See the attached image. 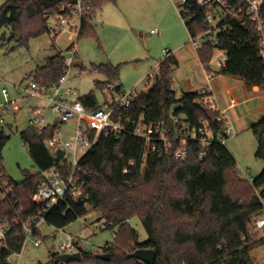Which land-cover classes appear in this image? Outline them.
<instances>
[{
    "label": "trees",
    "instance_id": "obj_1",
    "mask_svg": "<svg viewBox=\"0 0 264 264\" xmlns=\"http://www.w3.org/2000/svg\"><path fill=\"white\" fill-rule=\"evenodd\" d=\"M79 0H9L0 8V27L11 32L10 41L18 47L31 39L50 34L49 18L68 14ZM117 0H84L89 9L82 15L78 41L94 36V20L108 3ZM205 9L195 7V21L183 22L189 35H200L209 29ZM219 44L205 43L198 50L199 59L207 71L215 49L228 51L227 69L220 74L242 79L248 88L264 90V64L259 57V41L255 25L248 20L233 18L221 24ZM66 57L58 53L47 59L28 78L51 90L59 84L66 69ZM179 62L172 55L159 63L153 84L139 95L126 111V117L144 118L145 123H161L168 131L170 150L159 145L153 151L146 143L128 132L115 136L104 131L97 143L81 159L74 174L83 191L76 200L68 194L46 216V223L65 229L91 212L101 214L107 228H117L115 239L99 252L79 249L82 259L70 264H145L130 258L138 249L155 251L154 264H255L252 253L264 247V238H257L254 223L264 217V170L252 186L238 173L237 162L227 145L214 141L204 147L189 141L184 161L174 159L179 149L177 139L183 136V123L192 128H208L215 138L226 136L228 119L206 103L207 95L198 92L178 94L172 76ZM106 82H96L95 88L105 98L123 93L119 70L111 64L93 65ZM88 110L99 107L95 92L79 98ZM177 106V107H176ZM176 107V108H175ZM178 120V122H176ZM0 123V181L13 187L14 198L0 202V229H9L6 241L0 245V264L23 251V223L36 217L41 208L33 202L38 185L52 170L67 179L71 169L67 162H56L47 142L63 124L55 121L42 130L29 127L20 138L38 169L24 172V181L11 179L3 166V151L10 136ZM257 141L256 158L264 160V117L251 127ZM95 129L89 137L93 139ZM205 151L206 156L201 157ZM127 171V173H124ZM91 207V210L88 207ZM139 218L148 234V241L139 242L137 231L130 225ZM36 238L41 241L40 233ZM77 247V245H75ZM109 255L104 261L100 255ZM59 255H52L57 264Z\"/></svg>",
    "mask_w": 264,
    "mask_h": 264
},
{
    "label": "rangeland",
    "instance_id": "obj_2",
    "mask_svg": "<svg viewBox=\"0 0 264 264\" xmlns=\"http://www.w3.org/2000/svg\"><path fill=\"white\" fill-rule=\"evenodd\" d=\"M7 1L9 0H0V8ZM166 2L172 12L165 4L162 5L155 0H117L116 3H108L94 20L95 37L86 36L79 41L73 30L60 33L55 40L47 34L31 39L28 47H18L15 41H10V30L0 27V107L1 111L5 109L8 111L6 116L0 113V117H4L5 130L10 136L3 151V166L11 179L22 182L25 178L24 172H39L20 138V132L30 127L29 117L32 110L35 108L44 110L46 125H52L57 121V116L51 110H46L48 96L34 98L28 97L24 92L31 80L28 77L38 67L44 65L47 59L58 53H63L67 59H73V52L69 47L75 42L77 65L72 70L73 78L68 87L74 90L77 98L95 92L99 105L106 101L104 92L97 91L95 83L106 82L107 79L93 70V65L111 64L118 67L123 92H130L136 87L138 91L145 90L148 85L153 84V80L147 78L143 84L140 83L143 77L146 78L152 72L154 62L163 58L165 50L160 44L161 38L150 35L152 29L150 25L153 21L162 19L166 26V39L173 40L179 32V23L172 16L174 14L181 22L188 45L190 42V35L179 13L170 0ZM51 23L53 24V21ZM72 24L75 27L79 26L80 18L75 17ZM80 70L81 75H75ZM155 71L153 70V74ZM255 88L256 91L259 90ZM252 94L256 96V100L242 107V110H247L245 120L249 125L259 122L264 115L259 109L264 105V90ZM226 102L227 100L223 98L224 106L228 104ZM251 119L253 120L250 121ZM71 126L73 128L75 124L69 123L61 128L67 138L69 135L65 131H69ZM234 128L236 134L227 140L226 145L236 159L238 173L244 180L246 175L256 179L264 170V160L256 158L257 141L248 123L240 122L237 126L234 125ZM88 209L91 210V207ZM130 225L137 231L140 243L148 241V234L139 218H133ZM116 232L117 228H107L106 221L96 212H91L86 218L79 219L61 230L44 224L41 226L40 246L34 247L28 243L21 255L11 258V264H51L52 255L62 254L61 246L72 243L77 245L75 250L64 253H76L79 249L99 252L114 241ZM257 234V238H261V234ZM252 256L256 264H264V247L254 251Z\"/></svg>",
    "mask_w": 264,
    "mask_h": 264
},
{
    "label": "built area",
    "instance_id": "obj_3",
    "mask_svg": "<svg viewBox=\"0 0 264 264\" xmlns=\"http://www.w3.org/2000/svg\"><path fill=\"white\" fill-rule=\"evenodd\" d=\"M83 1L79 0L75 8L69 7L70 12L68 14L60 13L55 17L49 18V35L52 36L53 40L62 32L74 30L78 41L81 22L79 26L75 27L72 21L77 16L81 20L82 15L89 9L88 6H84ZM170 2L176 8L184 23L196 20L197 15L193 14L195 7L201 10L205 9L204 19L209 24V29L200 35H190L189 45L196 51L200 50L205 43H209L211 46H217L219 44L217 37L221 32V24L224 21L231 18L240 22L242 20H248L255 25L259 41V57L264 64V0H170ZM52 21L53 24L51 23ZM157 31L155 29L152 33H157ZM69 50L73 52L74 57L73 59L66 58L67 67L64 76L60 79L56 87L47 90L31 79L29 80L27 88L24 90L28 97L43 98L48 96L46 110H51L57 116V121L61 124L74 123L75 127L69 135V138L59 128L53 138L47 142V146L54 154V157L58 150L65 152L61 161L67 162V165L71 169V174L67 179H64L59 176V172L52 170L50 176L38 185L37 191L33 196V202L41 208V211L36 217L29 218L23 223L25 234L23 249L28 243H31L34 247L40 246L41 241L36 238V234H41V226L47 224V214L68 194L76 200L83 197V191L80 188L79 181L75 180L74 174L81 159L97 143L101 133L108 131L118 137L128 132L132 126L133 135L142 139L148 149L155 151L157 146L160 145L166 153L170 150L168 131L161 123L147 124L144 118L134 120L126 117L127 109L140 95L136 91L115 94L114 97H108L104 104L99 105L97 109L88 110L79 101V98L76 97L74 90L68 87L73 78L72 70L77 65V48L75 42L71 44ZM163 53L164 58L171 56V52L168 49L164 50ZM215 53H217V57H215ZM215 53L210 61V66L213 65L211 67L215 72L222 73L227 69L228 51L215 49ZM81 73L82 71L80 70L75 75H81ZM212 75V71L208 73L209 78ZM148 78L153 80L154 75L150 74ZM200 92L207 95L206 103L209 107L217 109L210 90L205 88L200 90ZM0 113L2 116H6L8 111L6 109L1 111L0 107ZM4 122V117H0V123ZM45 122L44 110L41 108L33 109L29 118V126L37 130H42L47 126ZM182 125L183 136L177 139L180 147L173 153L174 159L178 161L186 160L188 156L186 146L189 141L201 142L204 147L211 145L214 141L226 145L227 140L235 136L234 127L229 121L226 123L227 139L222 137L215 138L208 128V123H205L199 129L192 128L187 122H184ZM92 128L95 129L93 139L89 137ZM204 156H206V153L202 151L201 157ZM124 173H127V171H124ZM246 181L252 186L254 185V179L247 175ZM256 193L264 205V199L261 198L260 191H256ZM12 197L14 198L13 187L6 182L0 181V202H5ZM254 229L255 233L261 234V238H264V217L255 221ZM8 233L9 229H0V245L6 241ZM75 248L76 246L73 243L70 245H62L60 252H63L62 254H72L73 252H64L68 250L73 251ZM15 255H21V253ZM11 258H8L6 263H11Z\"/></svg>",
    "mask_w": 264,
    "mask_h": 264
},
{
    "label": "crops",
    "instance_id": "obj_4",
    "mask_svg": "<svg viewBox=\"0 0 264 264\" xmlns=\"http://www.w3.org/2000/svg\"><path fill=\"white\" fill-rule=\"evenodd\" d=\"M155 1L162 3V5L165 4L168 10L171 11V8L168 5V2H166V0ZM172 16L175 18L177 23H179V32L173 40L166 39V26L162 19H156L153 21V23L151 22L152 24L150 25V28L152 29L150 35H152V37H160V44L163 45L165 50L168 49L171 52V55L175 57L179 62V68L175 70L172 76L173 88H176L174 90H176L178 94H181L189 92H198L202 89L208 88L212 93V98L215 101L217 110H219L228 119V121L233 125V127L234 125L237 126V124L240 122H245V124L248 123V126H250L251 128L255 123H250L249 125V122H246L245 113L247 114V110H242V107H246L248 104L256 100V96H254L252 93L256 94V92L259 93L261 90L259 89L256 91V88L250 89L245 85L242 79L217 73L213 70L212 67L210 71H207L199 59L198 52L186 42V34L183 31L181 22L178 20L177 16H175L174 14ZM155 29L158 30L157 33H152V31ZM164 59L165 58L163 56L161 60L154 62L151 67L152 72H150L146 78L143 77L140 84H143L148 78V76L150 74H153V70H156V74L159 63ZM211 71L213 72V75L211 76V78H209L208 73H210ZM119 84L122 86L123 89V84L121 82H119ZM150 87L151 86L148 85L143 91H138V87H136L132 91H136L139 94H142L146 93ZM177 88L179 91L177 90ZM223 98L227 100L226 103L228 104L226 106L223 105ZM259 109H261V112L264 113V105H261ZM242 111L244 112L241 115ZM252 120L253 119H251L250 121ZM73 130L74 127L72 128L71 126V129L69 131H65V133L67 135H70Z\"/></svg>",
    "mask_w": 264,
    "mask_h": 264
},
{
    "label": "water",
    "instance_id": "obj_5",
    "mask_svg": "<svg viewBox=\"0 0 264 264\" xmlns=\"http://www.w3.org/2000/svg\"><path fill=\"white\" fill-rule=\"evenodd\" d=\"M177 107V106H176ZM175 107V108H176ZM65 152L58 150L56 152L55 161L60 162L64 157ZM130 258L136 259L145 264H154L155 262V251L152 249H138L129 256ZM101 260L108 261L109 255L102 254L99 256ZM82 259L81 253L78 251L72 254H60L56 260L57 264H70L80 262Z\"/></svg>",
    "mask_w": 264,
    "mask_h": 264
}]
</instances>
